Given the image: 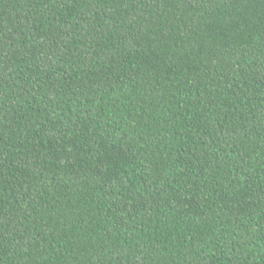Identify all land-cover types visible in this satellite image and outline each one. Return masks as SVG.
I'll list each match as a JSON object with an SVG mask.
<instances>
[{"label":"trees","instance_id":"obj_1","mask_svg":"<svg viewBox=\"0 0 264 264\" xmlns=\"http://www.w3.org/2000/svg\"><path fill=\"white\" fill-rule=\"evenodd\" d=\"M0 264H264V0H0Z\"/></svg>","mask_w":264,"mask_h":264}]
</instances>
